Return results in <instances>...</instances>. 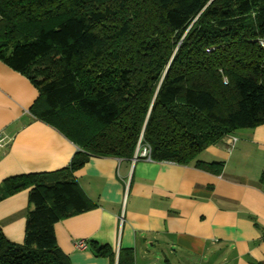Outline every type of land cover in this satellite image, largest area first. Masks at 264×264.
<instances>
[{
    "label": "trees",
    "instance_id": "16d2710c",
    "mask_svg": "<svg viewBox=\"0 0 264 264\" xmlns=\"http://www.w3.org/2000/svg\"><path fill=\"white\" fill-rule=\"evenodd\" d=\"M0 60L38 90L29 112L77 146L66 167L13 175L23 240L0 264H71L53 225L92 207L74 176L91 156L204 167L223 135L264 123V0H0ZM108 264H134L90 243Z\"/></svg>",
    "mask_w": 264,
    "mask_h": 264
},
{
    "label": "crops",
    "instance_id": "0c3cea01",
    "mask_svg": "<svg viewBox=\"0 0 264 264\" xmlns=\"http://www.w3.org/2000/svg\"><path fill=\"white\" fill-rule=\"evenodd\" d=\"M29 78L0 60V182L66 167L78 149L35 119ZM204 167L138 157L91 156L74 171L93 204L53 225L71 264H108L90 243L133 251L134 264H264V123L202 150ZM28 189L0 201V228L23 240ZM122 218V220H121ZM76 240L86 248L77 249Z\"/></svg>",
    "mask_w": 264,
    "mask_h": 264
},
{
    "label": "built area",
    "instance_id": "2783aa9c",
    "mask_svg": "<svg viewBox=\"0 0 264 264\" xmlns=\"http://www.w3.org/2000/svg\"><path fill=\"white\" fill-rule=\"evenodd\" d=\"M0 21H1V16H0ZM8 141L9 139L6 135H0V148L4 147ZM138 157L150 159L149 158V147L146 145H142V146L138 145L133 155V159H136ZM74 246L77 249H83V248H86L87 245H86L85 240H76L74 242Z\"/></svg>",
    "mask_w": 264,
    "mask_h": 264
},
{
    "label": "rangeland",
    "instance_id": "374dc122",
    "mask_svg": "<svg viewBox=\"0 0 264 264\" xmlns=\"http://www.w3.org/2000/svg\"><path fill=\"white\" fill-rule=\"evenodd\" d=\"M51 127H52L53 129H55L56 131H59L55 126H52V125H51Z\"/></svg>",
    "mask_w": 264,
    "mask_h": 264
}]
</instances>
